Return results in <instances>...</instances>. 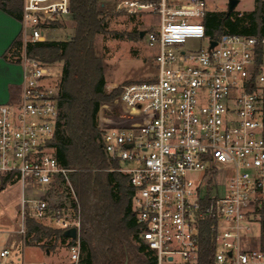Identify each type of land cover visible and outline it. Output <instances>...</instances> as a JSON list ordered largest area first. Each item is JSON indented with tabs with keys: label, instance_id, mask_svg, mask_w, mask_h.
Here are the masks:
<instances>
[{
	"label": "built area",
	"instance_id": "obj_1",
	"mask_svg": "<svg viewBox=\"0 0 264 264\" xmlns=\"http://www.w3.org/2000/svg\"><path fill=\"white\" fill-rule=\"evenodd\" d=\"M71 0H23V49L18 99L0 104V188L21 185L20 233L26 220L66 231L58 264H85L81 207L49 145L56 134L59 86L53 65L30 57L27 42L49 40L52 22L67 19ZM102 6H104L102 4ZM128 15L158 17L144 39L157 74L121 87V102L141 117L106 126L102 147L129 178L139 240L156 264H264L251 246L255 214L264 203V39L206 33V0H115ZM197 40L196 47H187ZM211 41L216 45L211 46ZM212 239L203 263L202 235ZM0 264H24L18 250L0 246Z\"/></svg>",
	"mask_w": 264,
	"mask_h": 264
},
{
	"label": "trees",
	"instance_id": "obj_2",
	"mask_svg": "<svg viewBox=\"0 0 264 264\" xmlns=\"http://www.w3.org/2000/svg\"><path fill=\"white\" fill-rule=\"evenodd\" d=\"M5 3L4 10L21 20L23 0H5ZM102 4V0H71L70 17L75 22L72 36L66 40L29 41L25 51L42 63H61L62 66L58 81L59 118L56 134L49 145L60 164L72 169L70 179L81 207L80 240L84 263L124 264L128 259L130 264H156L153 254L139 240L129 178L111 170L117 167V163L108 158L102 147V131L109 125L107 118L99 114L103 108L122 104L121 88L106 90L103 59L95 48L96 37L109 32ZM263 4V0H256L255 9L243 14L208 11L204 17L207 35L213 39L225 34L264 39ZM51 27H60V22H52ZM140 32L137 29L133 35L140 37ZM23 47L22 34L19 33L7 49L5 58L19 62L15 57L20 55ZM131 125L130 117H122L111 124L119 127ZM258 213L261 216L260 245L264 249V204ZM27 221L28 243L45 241L42 245L49 251L59 242L64 243L63 231L32 218ZM211 244V236L205 229L202 235L203 263L212 254Z\"/></svg>",
	"mask_w": 264,
	"mask_h": 264
},
{
	"label": "rangeland",
	"instance_id": "obj_3",
	"mask_svg": "<svg viewBox=\"0 0 264 264\" xmlns=\"http://www.w3.org/2000/svg\"><path fill=\"white\" fill-rule=\"evenodd\" d=\"M102 3L103 11L107 15L109 32L96 37L95 48L97 54L103 59L107 82L106 90L110 92L130 82L154 79L157 74V67L154 63L155 51L148 46L144 38L133 35V32L137 29L155 28L158 17L148 11L137 15L119 12L115 9V0H102ZM206 4L208 11L211 12H227L228 10V0H206ZM255 7L256 0H240L234 12L238 14L250 13ZM262 17H264V10ZM74 27L75 22L70 16L63 19L60 21V27L50 31L49 40L70 38ZM129 33H132L131 37L128 36ZM199 44L200 42L197 40H190L187 47L193 48ZM61 72V63L54 64L52 78L55 83L60 80ZM101 115L107 118L108 125L122 117H130L133 125L141 122V117L137 112L128 110L122 104L103 108L99 116ZM21 194V185L18 181H13L0 190V246L7 245L18 250V256L22 258L24 264L61 263L67 257V251L59 243L52 250L53 255L46 259L44 253L46 247L42 245L45 241L28 243L26 236L24 237L20 233ZM253 220L251 246L261 248L260 214H255Z\"/></svg>",
	"mask_w": 264,
	"mask_h": 264
},
{
	"label": "crops",
	"instance_id": "obj_4",
	"mask_svg": "<svg viewBox=\"0 0 264 264\" xmlns=\"http://www.w3.org/2000/svg\"><path fill=\"white\" fill-rule=\"evenodd\" d=\"M5 5V0H2L0 2V104L18 99L22 84V67L5 58L10 44L22 31V23L4 10ZM44 253L46 259L53 255V251L47 249Z\"/></svg>",
	"mask_w": 264,
	"mask_h": 264
},
{
	"label": "water",
	"instance_id": "obj_5",
	"mask_svg": "<svg viewBox=\"0 0 264 264\" xmlns=\"http://www.w3.org/2000/svg\"><path fill=\"white\" fill-rule=\"evenodd\" d=\"M239 1L240 0H228V10H227V13L228 14H230L232 11H234V9L238 5ZM145 33H146L145 30H141L140 37L143 38L144 35H145ZM214 45H216V41H211V46L213 47ZM64 235L66 237H73V238H75L77 236V230L75 228L67 229L66 231H64ZM124 264H130V262L128 261V259L125 260Z\"/></svg>",
	"mask_w": 264,
	"mask_h": 264
}]
</instances>
